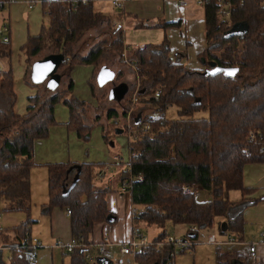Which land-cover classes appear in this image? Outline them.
Instances as JSON below:
<instances>
[{"label":"trees","instance_id":"obj_1","mask_svg":"<svg viewBox=\"0 0 264 264\" xmlns=\"http://www.w3.org/2000/svg\"><path fill=\"white\" fill-rule=\"evenodd\" d=\"M67 1L45 0L43 7L50 11L48 26H42L22 46L29 73L35 60L50 53H62L59 73L66 76L64 88L53 91L37 88L27 98L26 113L20 115L14 110L12 73L0 72V200L3 211H23L27 216L12 229L14 238H9L6 230H0V243L12 247L8 264H31L34 259L31 254L34 247L21 242L26 232L30 234L29 227L34 222L30 218V171L36 165L33 143L45 137L55 122V104L62 101L66 105L67 127L79 137H86L91 128L84 118L86 103L71 94L73 81L69 71L75 64L100 65L108 58L112 65L122 64L123 31L108 27L110 19L93 9L92 0L75 10L68 8ZM227 1L233 5L228 20L219 18L217 0H203L206 46L198 56L204 67L186 66L181 60L185 57L182 52L171 57L166 38L157 44L145 43L131 49L127 54L129 64L135 66V78L134 85L128 84V105L121 114L116 107L107 109L106 118L125 116L135 105L131 104V94L136 91V105L140 107L132 124L137 132H130L133 139L128 143L129 159L119 179L126 183L122 192L129 196L132 215L141 210L140 215L131 217L132 224L138 225L143 234L146 226L159 230L145 251L134 256L135 264H175L176 254L192 248L199 231H209L214 226L218 234L227 235L222 241L242 240L244 210L254 203L245 197L249 189L243 185L244 166L249 162L264 163V5L262 0ZM238 22L246 24L247 32L242 36L229 34ZM179 23L138 20L135 27L166 28ZM89 30L100 39L82 53L77 45ZM8 43L0 42L2 57L10 53ZM46 47L51 52L38 57ZM212 64L235 68L236 73H212ZM116 73L117 78L123 75L121 69ZM29 83L39 85L31 80ZM170 105L178 108L175 119L150 113L153 110L162 113ZM197 111H206L208 115L194 118ZM145 124L148 128L142 129ZM249 131L255 133V139H249ZM97 164H45L48 202L42 209L46 213L54 207L70 211L71 238L77 244L68 252L71 264H86L92 250L100 254L91 239L94 226L108 221V215L114 216L106 201L110 186L95 181L100 167ZM194 186L208 193L206 200L196 198ZM231 190L241 191V198L231 200ZM136 205L142 208L137 209ZM217 219L220 220L216 224ZM169 221L186 227L183 237L166 233L165 224ZM211 235L216 239L211 233L206 243ZM169 236L186 244L169 242ZM157 242H161L159 248ZM235 258L234 254L218 249L216 264H231Z\"/></svg>","mask_w":264,"mask_h":264},{"label":"rangeland","instance_id":"obj_2","mask_svg":"<svg viewBox=\"0 0 264 264\" xmlns=\"http://www.w3.org/2000/svg\"><path fill=\"white\" fill-rule=\"evenodd\" d=\"M108 2V1H107ZM115 9L110 2L106 3L103 12H111L112 9ZM37 11L34 7L33 13H36L32 20L29 19V23L34 28H37V34L40 32L41 27H47L49 24V16L43 14L41 10V5ZM117 11V10H116ZM131 17L137 18L139 21H146L151 19V17H138L135 14H131ZM157 16H161L158 14ZM167 17V16H166ZM167 19V18H166ZM164 17L159 19L160 22H175L177 20H166ZM109 21V26L111 29L115 28L114 22ZM128 27L125 28V39L131 44L132 48H137L136 42L141 44L153 43L157 44L162 42L166 38L170 45V55L174 56L177 52H182L186 55L185 59L190 62V66H196L201 64L199 59V53L205 48L204 42V22L203 20H195V25L190 31V44H185L184 39L179 35V26H170L166 28L159 27H148V28H139L144 30H129L132 29L130 26L131 20H127ZM24 22V27H25ZM21 28L22 24H21ZM22 29L17 30V34L22 37L26 31ZM90 31V30H89ZM97 34L93 32H86L84 37L79 41L77 47L78 51L84 53L87 51L91 44L97 42L100 38L96 36ZM189 37V34H188ZM22 42L13 44V48H10L11 53L6 57L5 62L9 63L11 66V73L14 81V89L16 92V101L14 105V110L20 114H24L26 107L27 97L32 95L35 92V87L30 85L28 77H26V68H27V54L25 49H23ZM184 44V45H183ZM183 46V47H182ZM51 48L46 47L39 54L38 57H42L46 53L51 52ZM189 56V59L187 57ZM129 56V53H128ZM36 58V57H35ZM198 58V59H197ZM34 57L32 58V60ZM100 62V67L103 65L109 66L113 72L118 68L117 65H112L110 59L106 61L105 59ZM194 63H191L193 62ZM196 64V65H195ZM203 63L201 64V66ZM29 67V66H28ZM99 67V68H100ZM195 68V67H194ZM126 69L128 74H124L123 77L119 79L114 77L107 81L104 84H98L97 81L93 78L94 71L98 73L99 69L94 64H75L71 70L70 78L73 81V88L71 94L76 97L79 101L86 103V109H84V118L87 123H90L91 128L87 133L86 137H79L74 130H70L67 127V122L69 120V112L66 105L60 101L57 102L54 106V117L55 123L50 125L48 129V134L45 138H38L33 143L34 156L39 162H89V163H98V166H103L105 163H111L113 160V155L118 154L119 158L122 160L121 168H125V163L129 159V148L128 143L133 139L131 131L137 132L134 124H132V119L137 115L139 111V105H134L133 108L130 107L127 111L130 115L119 116L117 123H114V117L106 118L107 109L110 107H116L119 114H121L122 108L128 105L126 101L129 98V89L127 93L122 97L121 100L115 99L111 95L112 89L115 85L123 82L125 79L129 82L133 81L135 78L134 70H129L131 67L126 63ZM26 70V71H25ZM29 74V68H28ZM133 76V78H132ZM65 77V75L63 76ZM128 83V82H127ZM130 84V83H128ZM133 84V83H132ZM134 85V84H133ZM65 83L62 84L60 88H64ZM93 87V89H92ZM38 90L45 89L44 84L37 85ZM133 93V92H132ZM84 108V107H83ZM178 108L174 105L168 106L164 112L160 113L156 110L151 111L150 113L153 116L163 115L166 119H175L177 115ZM208 114L206 111H197L193 114L194 118L206 117ZM121 119V120H120ZM116 121V120H115ZM122 129L120 133L117 130ZM126 129V130H125ZM47 157H39V154H42ZM112 160V161H111ZM45 165L41 163L38 167H35L36 175L32 177L33 185L31 189V209H30V218L37 220L38 225L32 227L31 230L33 233H39L40 240L42 242V247L38 245L34 247L33 253H36V263L37 264H71V253L62 252L60 248H52L46 244H49L50 233V221L46 216H41V211L43 207V202H48V188L47 181L43 180ZM102 168V167H101ZM99 167V169H101ZM98 169V171H99ZM116 168L110 166L107 168V173L102 175V171H99L95 181L99 185H103L104 178L107 175H112L115 172ZM102 179V180H101ZM118 175H114L111 180L110 186L113 188V191L109 192L107 196L108 206L116 210L119 214V219L121 215H124L125 210L130 206L129 196L120 191V188L117 184ZM113 181V183H112ZM243 185L249 189V192L245 195L248 200L253 201L252 205H248L246 210H249L248 217H254V213H257L260 216V230L264 229V163L260 162H249L246 163L243 170ZM195 196L199 200H206L207 193L202 188H194ZM125 194L124 200L122 201L119 195ZM241 191L231 190L229 192V198L231 200H238L241 198ZM45 203V204H46ZM137 209L142 207L139 205L134 206ZM3 202L0 200V226L2 231L12 230L15 226L25 221L27 218L26 214L23 211H12L6 212L2 210ZM58 211V210H57ZM120 211V213H119ZM247 216V215H246ZM60 215L56 212V218L58 221ZM245 217V215H244ZM165 230L167 234L173 235L175 237H183L185 234V226L181 224H174L172 222H167L165 224ZM259 230V231H260ZM144 234L148 237H154L158 232L157 229L153 226H146L143 228ZM216 239L219 240V235L217 230L211 229L209 231H199V236L192 248L185 250L182 253H177L175 256V264H216V249L215 245H209L206 243V237L209 235L206 232H215ZM45 232V233H44ZM46 235L47 238H44ZM115 235V234H114ZM96 238V236H95ZM107 238V237H106ZM57 239L64 240L54 237L53 242L56 244ZM118 240V239H116ZM108 242V254L107 258L110 259L111 264H134V256H122L119 253L120 246L114 241H110L109 238L106 240ZM46 242V244H44ZM52 243V241H51ZM64 243V241H63ZM50 245V244H49ZM41 252V253H40ZM9 251L5 249L2 252L3 259H8ZM91 257L86 261V264H97L95 258L97 256V251H91ZM121 260V263H119Z\"/></svg>","mask_w":264,"mask_h":264},{"label":"crops","instance_id":"obj_3","mask_svg":"<svg viewBox=\"0 0 264 264\" xmlns=\"http://www.w3.org/2000/svg\"><path fill=\"white\" fill-rule=\"evenodd\" d=\"M44 1L45 0H13V1L5 3L3 5L1 13H0V18L2 21L6 22L9 25V36H10V40L8 43L9 44V50H10V48H13V44L24 41L25 35H26L25 42L27 41V39L30 36L37 35L38 30H37V28H34L33 26H31V24L29 23V19L32 20L33 17L35 15H37L36 13H33L32 10H34V7H35V9L37 11H39L40 5H41V10H42L43 14H45V15L47 14L48 16H50L49 9L47 7L46 8L43 7ZM59 1H65V0H59ZM107 1L108 0H92V5H93V9L96 12H99L102 15L109 18L110 20H112L111 22H114L115 28H120L123 31V49L121 52L122 64L121 65L114 64V65L118 66V68H116V70L114 71L116 78H117L116 72L119 69H121V71L123 72V75L121 77L124 76V74L127 72L126 63L129 64L127 52L129 50H131L132 46L125 39V31L124 30H125V28L128 27L127 20L128 19L131 20L130 26L132 29H129V30H144V29H139V28L135 27L138 19L135 17H131L130 16L131 14H135L138 17L139 16L140 17H143V16L151 17V19H148L149 23H156L162 17H164V19L167 18L166 20H177V21H179L180 23H179V25H177V26H179V30H178L179 35L182 39H184L183 41L185 44H190V40H189L190 31L193 29V26L195 25V20L199 19V20H203V22H204V8H203V5H200L197 3V0H186V5H184V6H182L180 4L181 0H123L120 8L113 6L115 9L110 8L113 11L106 13L103 11H104V7H105L106 3L109 2V1L108 2ZM158 14H160L161 16H157ZM24 22L26 25L25 27H24ZM21 24H22L23 29L21 28ZM150 27H155V26H150ZM140 28H142V27H140ZM143 28H148V27H143ZM19 29H22V31H26V33L23 34L22 37H20V38L17 34V30H19ZM89 32L95 33L94 31H89ZM188 34H189V37H188ZM190 39L192 40V38H190ZM204 42H205V46H206L205 23H204ZM24 43H23V45H24ZM136 44L138 45L137 47H140L143 45L140 42H136ZM168 44H169V42H168ZM126 45L128 46L127 49L124 48ZM169 47H170V45H169ZM10 53H11V51H10ZM7 56L2 57L0 55V68H2L5 72H11L10 64L5 62V59ZM171 57H174V56H171ZM185 57H186V55H185ZM185 57H183L181 60L183 63H185L186 66L191 67V68L204 67V65L201 66V64H202L201 60H200L201 64H198V65L195 64L196 66H190V62H188L187 59H185ZM187 57L189 59L188 55H187ZM124 58H126V59H124ZM109 59H111V58H109ZM191 63H194V61ZM94 65H96V64H94ZM96 66L99 69L100 65H96ZM129 66L131 67L129 72L132 69L135 71V66H133L131 64H129ZM26 70L28 71V65H27ZM27 71H26V77H28V79L30 81L31 80L30 79V73L28 74ZM126 74H128V73H126ZM130 74H131V72H130ZM130 74H128V75H130ZM96 75H97V72L94 71L92 79L96 80ZM132 78H133V76H132ZM123 82H125L127 85H128V83H130L129 85H131L134 82V79L132 82L131 81L129 82L126 79ZM63 83H66V76L61 79V83L57 88H60ZM42 84H44V86H45V83H42ZM136 87H137V84H136ZM36 89H37V87H35V92H36ZM129 89H130V86H129ZM13 91L16 95V92L14 89V81H13ZM35 92L33 94H35ZM136 96H137L136 91H134L131 94V104H137V102H136L137 100H135V101L133 100V98L134 97L136 98ZM14 105H15V103H14ZM27 105H28V101H26V107L24 110V114L26 113ZM117 121H118V118H114V123H117ZM53 124H56V123L54 122ZM117 131L121 133L123 130L120 129ZM45 137H43V138H45ZM39 157H46V156H45V154H44V156L42 154H39ZM33 160L36 163V165L34 167H32L31 171H30V188L31 189H32V185L34 184L32 177L36 175L35 167H38V165H41V163H43L44 165L47 163H50V162H39V161H37V159L34 156V149H33ZM112 160H111L112 161L111 163L110 162L105 163L103 166H100V168L101 167L102 168L99 169V171L103 170L102 175H104V173H107V168H109L111 165L114 166V168H116L115 172L112 175L108 174L107 177L104 178L103 184L110 186L111 180L114 177V175H118L117 184H118V187L120 188V191L122 192V190H121L122 182H121V179H119V173L121 172L120 171V168H121L120 164H121L122 160L119 158L118 154L113 155ZM60 162H62V161H60ZM51 163H53V162H51ZM99 171H98V173H99ZM43 172H44L43 180L46 183V181H47V168H46V166H45V169L43 168ZM112 183H113V181H112ZM110 188H111V191H113V188L111 186H110ZM195 188H197V187H195ZM108 194H109V192H108ZM108 194H107V196H108ZM125 194H123L122 196L119 195V197L121 198L122 201L124 200ZM107 196H106V201H107V206H108ZM207 197H208V193H207ZM45 203L46 202H43V205ZM131 206L132 205L130 204V206L125 210L124 215H121V219H119L118 212L108 206V209L114 213V216H115L114 222L105 221V222H99V223L95 224L91 239L96 245L100 244V245L106 246V250L104 253H101V254L97 253V256H101V257L96 256L97 258H95V260H96L97 264H111L110 259L107 258V255H106V254H108V242L106 241L107 238H109L110 241H114L116 243H118V241H119L120 242L119 246H121V243H124L125 241H127L129 239L130 234H131V227H132V218H131L132 217V207ZM56 212H58L60 215V217H59L60 221H58L56 218ZM119 213H120V211H119ZM248 214H249V210H246V208H245V210H244V215H245V217H244V229H243L241 241H237L234 238L235 242H225V241H222V239H225L227 237V235L218 234L219 235L218 239L221 242V245H218V243H216V244L215 243H207V244L215 245V247H217V249H216L217 251L219 249L222 252L234 254L236 257L235 259L242 261L243 264H264V243L262 242L263 240L261 237V233L264 231V229L260 230V218L261 217L258 216L257 213H254V217L249 218ZM41 216H46V218H48L50 221V228H49L50 237H48L50 245L46 244V242L44 244H46L52 248H55V247L60 248L62 252L63 251L66 252L64 250V247L58 245L57 242L59 241V243L61 242V244H65L72 239L71 238V231H70V224H69V215L67 214V210L59 208V207H54L51 210V212L46 213L42 209ZM219 220L220 219L216 220V224ZM33 221L34 222L32 224H30V227H29L30 228V234L32 237H35L40 241V243H41L40 246L42 247V242H41L40 237H39L40 234L39 233H33V231L31 230L32 227H36L38 225L37 220L33 219ZM215 228L216 227L214 226V228H212V229H215ZM156 229L158 232L159 229L158 228H156ZM185 229H186V227H185ZM0 230H2L1 226H0ZM206 233L216 234V231L215 232H206ZM6 234L8 235L9 238H14L15 232L13 230H10V231L6 230ZM95 236H96V238H95ZM230 236H232V235H230ZM54 237L64 239L63 240L64 243L62 240L57 239V242L55 244L54 243L55 241L53 242ZM154 237H151V238L147 237V238L153 239ZM232 237H234V236H232ZM44 238H47L46 235L44 236ZM116 239H118V240H116ZM51 241H52V243H51ZM254 243L256 244L255 255L253 258L249 259L248 255H247L248 254V247L247 246L249 244H254ZM10 247L11 246H9V245H5V244L0 243V262H2L3 264H8V262L11 260L12 252H11ZM5 249H7L10 253L8 259H3V256H2V252ZM217 251H216V254H217ZM119 253H120V250H119ZM33 254H34V257L36 258L37 254L36 253H33ZM92 259L93 258L91 257L90 260H92ZM34 262H35V264H37L36 259H34ZM134 264H135V262H134Z\"/></svg>","mask_w":264,"mask_h":264},{"label":"built area","instance_id":"obj_4","mask_svg":"<svg viewBox=\"0 0 264 264\" xmlns=\"http://www.w3.org/2000/svg\"><path fill=\"white\" fill-rule=\"evenodd\" d=\"M13 0H6V1H1L0 0V13L2 10V7L5 3L11 2ZM87 0H68L67 1V6L69 9L71 10H75L78 8V6L80 4H85ZM112 6L114 7H121L123 0H108ZM243 1V0H240ZM197 3L200 5H203V0H197ZM180 4L182 6L186 5V0H181ZM262 4L264 5V0H262ZM233 5L231 4V2L227 1V0H217V14L219 16L220 19H227L230 15V10L232 9ZM10 40V36H9V25L2 21L0 18V42L2 43H8ZM125 49L128 48V46L126 45L124 47ZM126 59V58H124ZM0 72L1 73H6L2 68H0ZM158 96V92L155 93V97ZM133 100L135 101L136 98L134 97ZM130 115V112L127 114V116ZM142 129H147L148 125L145 124L143 125V127H141ZM141 129V130H142ZM256 135L253 131H249V139H255ZM99 176V175H98ZM137 179H141V176H138ZM126 183L122 182L121 185V190H124ZM184 190L186 192L189 191V188L184 187ZM141 210H137L134 212V216L132 215L133 218H135L136 216L140 215ZM67 214H70V211L67 210ZM262 235V240L264 243V231L261 233ZM168 241L169 242H175L180 246H184L186 243L183 242L181 239L178 238H174L173 236H169L168 237ZM22 243L27 242L29 246L31 247H37L38 245H41L40 241L35 238L32 237L31 234H28V232L25 233V235L22 237L21 239ZM207 242L209 243H218L220 244L221 242L216 241L214 236H209L207 239ZM229 242H233V240L231 238H229ZM152 241H150V239L147 238L146 235H144L140 229V227L136 224H132V231L130 234V237L127 241H125L124 243H121L120 246V253L124 256H130V255H137V254H141L145 251L146 246H148L149 244H151ZM58 245L64 247V250L66 252H71L72 249L74 248V246H76V242L75 240L71 239L70 241H68L65 244H61V242L59 243V241L57 242ZM99 247V252L104 253L106 250V246L105 245H98ZM161 246V242H157L156 243V247L159 248ZM12 248V247H10ZM255 249H256V244H249L248 245V257L249 259L253 258L255 255ZM32 256H34L33 253H31ZM87 258H90V256H87ZM119 263H121V260H119ZM31 264H35L34 259L31 261Z\"/></svg>","mask_w":264,"mask_h":264},{"label":"water","instance_id":"obj_5","mask_svg":"<svg viewBox=\"0 0 264 264\" xmlns=\"http://www.w3.org/2000/svg\"><path fill=\"white\" fill-rule=\"evenodd\" d=\"M247 32L246 24L242 22L235 23L231 30L229 31V34L242 36L243 33ZM64 59V55L62 53H50L45 56H43L40 59L35 60L30 67V79L32 82L36 84L45 83V87L53 91L57 89V87L61 83L62 75L59 73V67ZM212 73H219V72H225L233 73L234 75L236 73L235 68L231 67H220L217 65L212 64ZM229 75V74H228ZM114 77V72L106 65H103L99 68V71L96 75V81L98 84H104L107 81L111 80ZM128 91V85L125 82H121L112 89L111 95L117 99L121 100L122 97L127 93ZM139 121V118H137L136 123ZM108 222L114 221L113 215L107 216ZM222 229H226V223H222ZM231 264H243L242 261H239L238 259H233Z\"/></svg>","mask_w":264,"mask_h":264},{"label":"snow or ice","instance_id":"obj_6","mask_svg":"<svg viewBox=\"0 0 264 264\" xmlns=\"http://www.w3.org/2000/svg\"><path fill=\"white\" fill-rule=\"evenodd\" d=\"M229 75H232L233 73H228Z\"/></svg>","mask_w":264,"mask_h":264}]
</instances>
